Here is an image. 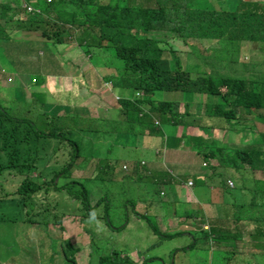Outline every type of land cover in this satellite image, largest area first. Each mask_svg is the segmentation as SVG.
Segmentation results:
<instances>
[{"label":"trees","instance_id":"obj_1","mask_svg":"<svg viewBox=\"0 0 264 264\" xmlns=\"http://www.w3.org/2000/svg\"><path fill=\"white\" fill-rule=\"evenodd\" d=\"M112 1L116 3L115 0L0 2V50L3 52L2 57L5 55L9 62L15 61L19 66L23 60H26L30 67L35 68L30 55L35 54L36 59L44 56V52L40 55L34 48L35 46L42 48L40 41L43 42L44 48L49 49L62 42L74 43V38H70V31L76 29L74 25L76 17L69 21L72 23L70 25L66 21H61L64 14L60 10L68 3L80 10L78 16L82 19L80 25L84 27V32L87 30L86 22L89 19L90 23L99 29L96 33L97 47L105 53V48H113L116 58L122 61V70L130 72L131 79L127 77L121 86L115 83L113 76L109 74L101 76L100 85L111 81L121 89L127 85L128 80H131L130 84L134 90L133 96L128 98L119 96L114 101L122 111L118 116L119 120L106 119L101 111H97L96 118L80 117L73 112L60 116L56 111L57 106H41L40 110L34 113L36 110L34 100L26 93L25 87L32 86L34 82L36 84V81L28 80L27 77L25 84L21 85L22 87L18 86V82L23 80L19 81L15 72L8 74L11 77L7 79L5 69L0 67V231L4 229L6 235H11L12 229L15 228L11 224L16 223L21 224L19 227L37 223L44 224V227L51 224L59 226L61 217L66 215L80 218L81 222L104 220V224L110 227L109 211L114 200L111 198L114 197L113 192L117 199L126 197L120 188L115 191L112 184L119 187L120 183L130 178L136 183L141 198L136 195L128 196L135 199H126L123 207L125 213L132 210L137 216L139 209L146 208L148 203L146 195L149 189L143 188L140 184L146 185L147 181L152 180L153 163L147 167L146 161L138 157L133 158L128 165L126 154L121 151L131 150L128 148L129 139L135 146L145 142V149L154 150L156 153L162 151L166 136L163 131L160 135L155 134L158 127L167 126L161 124L164 123L162 121L173 123L172 125L177 122L182 123L177 139L179 149H182L180 144L186 145V141H182L184 126L191 121L196 124L192 136L201 139L199 140L201 144L197 145L196 149L205 160L203 166L210 169L207 172L209 178L215 176L214 169H225L228 173L224 184L222 182L217 184L218 186H213L215 190L213 193L233 198L229 203L233 208L229 223L236 234L225 228L224 218L217 217L215 213V216L204 221L213 227L208 226L199 233L204 236L206 243L213 241V248L222 249V254L226 255L225 259L228 261L230 257L235 259L237 253H248L244 257L245 260L232 264H264V241H261L264 240V178L255 179L253 176L257 172L264 173V128L261 129L264 126L262 114L264 113V3L258 0H218L217 3H214L215 0H126L132 5H128L127 11L117 14L119 12L116 8L114 9L116 13L112 12L109 4ZM22 3L30 5L32 10L26 12L21 6ZM116 4L120 7L118 2ZM36 10H39V13ZM51 14L54 18L49 16ZM12 20L27 21L35 25V31L40 32L39 37L33 34L34 37L30 38L35 40V46L32 44L33 41L28 42L30 39L26 38V31L15 29L7 31V23ZM167 30L178 33L184 39L183 41L180 38L181 41L188 44L195 60L189 67L186 68L182 64L180 52L175 47H169L165 33ZM52 35H56L57 38L52 39ZM188 38L206 41L209 46L202 50L197 44L185 41ZM242 42L257 48V54L262 57L261 62L237 64ZM22 43H25L24 46ZM21 45L23 51L20 50ZM84 53L82 52L80 56L88 61L91 58L89 50ZM214 62L219 65L225 63L223 66L230 67V74L218 76L215 80L213 78L215 70L207 68ZM73 65H77L75 60ZM201 65L204 68L203 74L196 77L197 72H200L198 67ZM13 79L15 82L11 85ZM7 82L9 84H6ZM5 90H8L7 95ZM102 91L101 89L98 94L101 95ZM139 91L144 92L142 96L136 95ZM107 93H105L106 97L111 98L109 91ZM161 93L188 94L192 97L188 102L189 109L192 107L196 109V117L199 121L203 117L212 119L214 128L206 129L200 122L201 128H199L197 118L189 109L187 112L185 110L184 114H179L176 101L161 98L162 101L157 103L158 100L154 99V96L158 97ZM31 94L39 96L36 91H32ZM200 95H206L211 100L216 98L221 103L210 105L207 102L196 106ZM153 99L154 102H151ZM100 103L103 106L107 105L102 101ZM154 103L155 105H152ZM201 110L204 111L200 115ZM239 119L248 122L244 127L248 132L240 136V139L230 135L232 131L230 132L228 127V122L238 124ZM202 129H206V133H203ZM96 134L106 138L114 135L116 137L118 134V137L122 136L125 139V146L117 144L120 150L116 151L110 161L103 162L96 158L98 172L94 177L84 180L95 182L100 188L101 195L93 205L90 203L92 193L86 188L85 182L73 179L72 176L79 168L77 159L83 158L85 162L91 160L92 157L82 156L81 150L87 141L93 146L98 143L90 140ZM143 134L146 135L144 141L141 140ZM155 137L157 141L152 145V139ZM103 142L112 145L109 140ZM217 143H221L223 147L214 148V144ZM236 147H241L242 150ZM186 149L185 152H188V147ZM225 149L231 152L235 150L232 153L233 161L228 160L227 156L224 157ZM82 166L80 168L85 167ZM123 172L127 177L120 179ZM162 179L163 177H159L149 185L160 188L159 183ZM231 180H235L240 186L229 188L228 184ZM192 183L194 184V182H191V185L187 184L192 186ZM230 190L236 191L233 193ZM152 203L154 204L155 201L151 200L149 206ZM117 212L122 213L120 209ZM240 220L252 223L253 227L249 228L246 225L248 229L245 230L241 224H236ZM210 231L216 234L212 235ZM242 238L248 241L245 243ZM46 248L47 257L42 263L53 264L52 259L55 255L52 256L53 248L59 251L57 257H60L65 264H77L75 254L78 249L73 247L70 241L50 239ZM33 259L29 262H10L29 264ZM88 264L137 263L114 251L97 259L92 255Z\"/></svg>","mask_w":264,"mask_h":264},{"label":"rangeland","instance_id":"obj_2","mask_svg":"<svg viewBox=\"0 0 264 264\" xmlns=\"http://www.w3.org/2000/svg\"><path fill=\"white\" fill-rule=\"evenodd\" d=\"M4 1L5 0H0V2ZM115 1L120 4V7H118L117 4L110 6L112 8V12L114 13H116L114 10L116 8V10L119 12L117 14L127 11L128 5H132L126 0ZM258 1L264 3V0ZM217 2L218 0L214 1V3ZM24 5L25 4L22 3V8H24ZM60 12L64 14V17L61 19V21L68 22V25L72 24L69 23V21L76 17L74 23L76 29H72L70 31V38H74V43L62 42L61 44L54 45L49 49L44 48L43 42L40 41L42 43V48L35 46V40L33 38L30 39L31 37H34L33 34L38 37L40 36V32L35 31V25L33 23H28L27 21L12 20L7 23V31H12V29L26 31V38L30 39L28 42L33 41L32 44L35 46L34 48L39 51L40 55L42 52H44V56L36 59L35 54L30 55L32 63L35 65V69L32 66L30 67L29 62L26 60H23L19 66L15 61L9 62L5 55L2 57L3 52L0 50V67L5 69L7 79L11 77L8 74H14L12 72H15L19 81L20 78L26 81L27 77L28 80L31 79L36 81V84L34 82L32 83V86L25 87L26 93L30 94L34 100V106H36L34 113L38 112L41 106H57L58 111L61 112L62 115H69L73 112L80 117L89 116L91 118H96L98 116L97 111H101L105 115L106 119L119 120L118 116L120 113H122V111L119 105L117 106V103L114 101L118 99L119 96L128 98L129 96L134 95V90H132L130 84L131 80H128L127 85L121 89L116 87L114 90H109L111 98L106 97L108 91L105 89L103 92L107 94L102 93L100 95L95 91H97V88L100 85L102 80L101 76L109 74L110 76H113V81L121 86V84L126 81L127 77L131 79L130 72L122 70V61L116 58V53L114 52L113 48H105V53L103 50L97 47L98 41L96 40V33H98L97 31L99 29H96L95 25L90 23V19L86 22L87 30L85 32L83 31L84 27L80 25V23H82V19L78 16L80 12L79 9L74 8V6H71L67 3L62 7ZM49 16L54 18L53 14ZM20 17H22V14H20ZM165 33L167 35L166 40L168 41L169 47H175V49L180 52L182 64L185 65L186 68L191 65L190 63L195 62L193 59L194 56L190 53V48L187 46L188 44L186 45L181 41L183 38H181L178 33H173L169 30L165 31ZM51 38L55 40L57 36L52 35ZM185 41L197 44L202 50L209 46V44L203 40L199 41L188 38ZM24 44L25 43H22L23 46ZM47 44L50 45V43ZM22 45L20 48L21 51H23ZM102 46L104 45L102 44ZM256 49L257 48L251 47V44L242 42L237 64L250 63L251 61H257V63L261 62L262 57L260 54H257ZM87 50H89L91 55V58L88 61L83 56H80L82 55V52H86ZM77 55L79 56L76 57ZM74 60L76 61L77 65H73ZM224 64L225 63H221L219 65L217 62H214L211 66L207 67L209 70H215L213 75L215 80H217L218 76L220 77L221 75L230 74V67L228 68L227 66H223ZM198 68L200 69V72H197L196 77L199 74H203L204 70L202 65ZM34 69L35 71L31 73V71ZM63 73L67 74V76L69 75L70 78L80 75L79 80L82 79V83L77 89H72L73 84L68 83V81L65 79L64 81L68 85L63 87L62 92L64 95L63 93L59 92L60 89L57 88V86L49 85L50 80L55 81L57 79L55 76ZM13 82H15V79L12 80L11 85H14ZM6 84H9V82ZM22 84L23 82L20 81L17 85L21 86ZM74 86L75 88L77 87L75 84ZM32 91L38 92L39 96H33L31 94ZM7 92L8 90H5V95H7ZM119 92H121L120 95ZM161 98H166V100L169 101H176V103H178L177 112L179 110V114H184L185 110L187 112L189 109L188 102L192 97H190L188 94L183 95L181 93H161L158 97L154 96V99L158 100L157 103L162 101ZM154 99L151 102H154ZM101 101L105 105L107 103L108 106H103L100 103ZM207 102H209L210 105L221 103L216 98H212L211 100L208 99L206 95H200L197 99V104H194L198 106L200 104H207ZM152 105H155V103ZM189 111L195 118H197V125L199 128H201L199 126V122L203 124L206 129L214 128L212 119L210 120L203 117L202 120L199 121L198 117H196V109L192 107L189 109ZM203 111L204 110L200 111V115L203 113ZM262 114L264 115L263 112ZM32 116H34L33 113ZM185 116L184 118H186ZM187 118L189 117L187 116ZM217 120L221 121L220 119ZM162 122L164 123L161 124H167V126L164 127L162 125L160 128L158 127L155 132V134L160 135V132L163 131L164 135L166 136L162 151L156 153L154 150L145 149V142H142V144L139 146H135L131 139L128 140V148L131 150L128 152L127 149L121 151L122 153L124 151L126 154V161L128 165L133 158L138 157L143 158L146 161L147 167L153 163L152 180L147 181L146 185L140 184V186L149 189L148 194H142H147L146 196L148 197V203H151V200H154V204L152 203V205L149 206L147 203L146 208L139 209L137 216L132 213V210L125 213V206L123 203H126V199H135L133 197L128 198V196L136 195L141 198L140 192L137 191L136 183L130 180V178L122 184L120 183L119 187L118 185L112 184L115 188V191L120 188L122 191H124V194L127 198L123 197L117 199L115 197V192H113L114 197L109 196L114 199L111 204V211H109V221L111 223L110 227L104 224V220L97 219L96 221L92 222H81L79 221L80 218L73 217L72 215H63L64 217H61V223L59 226L51 224L47 227H44V224L40 225L37 223L19 227L21 225L20 223L11 224V226L15 227L12 229L11 235H6L4 229L3 231H0V264H15V262L10 261H17L19 263L29 262L30 259L33 258L34 259L29 264H44L42 263V260L46 259L47 257L48 251L46 247L50 239L70 241L73 247L78 249L77 253L75 254V260L77 264H88L92 258V255L94 259H97L99 256L109 255L114 251L118 252L122 257H129L137 264H228V262L229 264H232L245 260L246 258L244 257L248 253H237L235 259L230 257L228 258V261L225 259L226 255L222 254V249L213 248V241L207 245L204 240V236L202 237L201 235L203 228H207L208 226L211 228L213 227L211 224L204 222V217L214 213L215 215H219V217H223L225 221V228L230 229L232 233L236 234L233 226H231L229 223L230 215L233 213V208L230 207L229 203L233 200V198L226 197L225 195L214 196L217 194L210 193L206 199H214L212 200L214 202L211 204L206 203L200 198V192L205 193L212 186H216L222 182L224 184L228 175L227 171L225 169H214L215 176L212 179L209 178L207 172H209L210 169L203 166L202 163L205 160L201 158L199 150L196 149V146L201 144V142H199L201 139L197 137L194 138L192 136V132L196 124L191 121H188L186 126H184L185 131L182 141H186V145L182 146L184 143H181L180 146L183 150H179L184 153V158H186L185 161L188 167L180 169L181 167H178L175 161L176 157L174 156V152L177 148H179L177 139L180 133L179 127H181L182 123L177 122L175 125H172L173 123L171 124L165 121ZM246 125H248L246 120L239 119L238 124H232L228 122L230 132L232 131L230 135L240 139V136L243 134L245 135L246 132H248V130L244 128ZM263 128L264 126L261 127V129ZM206 129H202L203 133H206ZM145 137L146 135L143 134L141 136V140L144 141ZM90 140L92 142L97 141L98 143L93 146L92 143L87 141L85 145L82 146L81 155L92 158L87 162H85L83 158L77 159L76 163L79 164V168L75 170L72 176L73 179L84 181L94 177L98 172L97 159H101L103 162L105 160L110 161L111 157L115 155L116 151L120 150V147H117V144L125 146V139L122 138V136L118 137V134L116 137L114 135V137L109 136L107 138L99 137L96 134L92 136ZM107 140H109L112 145H108L107 143L103 142ZM154 141H157L156 137L152 139V145ZM229 145L234 146L232 144ZM186 147H188V152H185L187 151ZM218 147L223 146L221 143L214 144V148ZM236 148L242 150L241 147ZM233 152L225 149L224 157L227 156L228 160L233 161ZM241 158L242 155L239 157V163ZM123 160H125L124 157ZM81 165H85V167L80 168ZM179 165L183 164L179 163ZM38 166L40 167L41 164L39 163ZM119 169L120 172H122L120 164ZM143 169L145 170V168ZM116 170H118L117 166ZM170 172H172V174ZM250 176L251 180L253 181L254 178H264V173L257 172L253 175L254 178L252 174ZM125 177L127 176L123 172V174L120 175V179ZM159 177H163V179L165 178V180H168L169 183L170 180H172L177 189L178 197L182 199L174 197L170 199L168 198V192L172 187L166 182L162 183V189L167 195L166 197L159 196L161 188L158 186L156 187L149 185L153 180H157ZM188 181L194 182V186L191 188L192 196L189 193L182 191V189L184 190V188H187L186 185ZM84 182L86 188L92 193V195H90V203L94 205L101 195L100 188L95 182ZM125 183L127 184L125 185ZM228 186L229 188H235L239 187L240 185L237 184L235 180H231ZM126 190L131 194H129ZM112 191L110 192L112 193ZM235 191L236 190H230V192L233 193ZM237 193H239L238 190ZM195 197H198L200 201L205 202L206 204L201 205ZM193 198V201L185 200ZM224 199L225 201L223 202ZM126 208L129 209L127 206ZM99 209L100 208H97V210ZM119 209L122 212L121 214L117 212ZM97 213H100V211H97ZM211 217L212 216L209 218ZM180 218H183L180 222L194 225V230H190L187 233V231L177 229L175 224H178V220H180ZM236 224H241L245 230L248 229L246 225H248L249 228L253 227L252 223H249L245 220L242 222H236ZM198 226H200L201 229L198 230ZM217 230L223 231L220 229ZM199 231L201 233H199ZM209 233L212 235L216 234L212 231ZM242 239L245 243L248 241L246 238ZM238 244L241 245V243ZM43 246L44 249L42 250ZM52 251V256L55 254L52 259L54 260L53 264H65L60 257H57V255L59 256V251L53 248Z\"/></svg>","mask_w":264,"mask_h":264},{"label":"crops","instance_id":"obj_3","mask_svg":"<svg viewBox=\"0 0 264 264\" xmlns=\"http://www.w3.org/2000/svg\"><path fill=\"white\" fill-rule=\"evenodd\" d=\"M57 79L55 80V81H53V80H50V82H49V85H51V86H57V88H59L60 89V93H63L62 92V90H63V87H65V85L67 86L68 84H66V82L64 81L65 79L68 81V83H70V84H73L72 85V89H77L79 86H80V84L82 83V79L81 80H79V78H80V75H78V76H76V77H73V78H70V76L68 75L67 76V74H65V73H63V74H59V75H57V77H56ZM74 84L77 86L76 88H75V86H74ZM24 85V84H23ZM104 88H106L105 90H107V91H111V90H114L113 88H111V86H110V84H106V83H104V84H102V85H100V86H98V88H97V91H95V92H99L101 89L104 91ZM102 91V93L103 94H105V92H103ZM101 93V94H102ZM64 94V93H63ZM57 109V108H56ZM57 112H58V115H62L61 114V112H59L58 111V109H57ZM179 130L181 131V127H179ZM148 140V139H147ZM180 149L179 148H177L176 149V151L174 152V156L176 157V163H177V166L178 167H181L180 169H184L185 167H188V165H186V158H184V153L183 152H181V151H179ZM181 152V153H180ZM187 157H188V153H187ZM172 158V157H171ZM179 163H181V164H183V165H179ZM150 165H152V163L150 164ZM149 165V166H150ZM172 174V173H171ZM162 181V182H161ZM160 181V183H159V186H160V188H161V190H160V193L159 194H161L162 192H163V190H162V183H164V182H166V183H168L169 185H171V190H169V192H168V198L170 199V198H178V199H182V198H180V197H178V195H177V189H176V187H175V185L173 184V182H172V180H170V183L168 182V180H165V178L163 179V180H161ZM188 182H192V181H188ZM187 186V188H184V190L182 189V191L183 192H187V193H189L191 196H192V194H191V188L194 186V184H192V186H189L188 184L186 185ZM215 190L213 189V186L211 187V188H209L208 189V191L207 192H205V193H201L200 192V198H201V200H204L206 203H209V204H211V203H213L214 201H212V200H214V199H211V200H208V199H206L207 197H208V195L210 194V193H213ZM166 193H164V195L163 196H165L166 197ZM214 196H218V195H214ZM213 196V197H214ZM197 200H198V202L201 204V205H203V204H206L205 202H202V201H200L199 199H198V197H195ZM185 200H187V201H193L194 200V198L193 199H185ZM216 202V201H215ZM187 204V203H186ZM203 215V214H202ZM210 216H215L214 214L213 215H209V216H207V217H204V216H202V217H204L205 219H208ZM217 217H219V215H216ZM182 219L183 218H180V220H178V224H175V227L177 228V229H181L182 231H187V233H188V231H190V230H194L193 229V226L194 225H189V224H186L185 222H180V221H182ZM198 221V220H197ZM201 221L203 222V220L201 219ZM180 224H181V227H180ZM204 226H206V225H204ZM203 226V227H204ZM195 227V226H194ZM202 227V228H203ZM199 229H201V227L200 226H198V230ZM203 229H207V228H203ZM197 230V229H196ZM200 232V231H199ZM190 234V233H189ZM207 245H209V243H206Z\"/></svg>","mask_w":264,"mask_h":264},{"label":"clouds","instance_id":"obj_4","mask_svg":"<svg viewBox=\"0 0 264 264\" xmlns=\"http://www.w3.org/2000/svg\"><path fill=\"white\" fill-rule=\"evenodd\" d=\"M116 3H117V2H116ZM116 3H114L113 1H112V2H109L110 5H115ZM28 7L30 8V10H28ZM24 8H26V12H30V11L32 10V8H31L30 5H29V6L24 5ZM36 12L39 13V10H36ZM83 54H85V53L83 52ZM55 77H57V75H56ZM20 79H21V78H20ZM22 82H23V84H25L26 81L23 80ZM105 83H106V84H110L111 88L116 89V86L113 85L111 81H107V82H105ZM23 84H22V85H23ZM143 93H144V92L139 91V92L136 93V95H138V96H142ZM57 109H58V107H57ZM57 109H56V111H57ZM64 115H65V114H63L62 116H64ZM187 183H189V182H187ZM162 190H163V189H162ZM159 193H160V192H159ZM163 195H164V192H162L161 194H159V196H163ZM239 222H242V221L240 220Z\"/></svg>","mask_w":264,"mask_h":264},{"label":"built area","instance_id":"obj_5","mask_svg":"<svg viewBox=\"0 0 264 264\" xmlns=\"http://www.w3.org/2000/svg\"><path fill=\"white\" fill-rule=\"evenodd\" d=\"M28 10H30V8L28 7ZM189 185H191V182L188 183Z\"/></svg>","mask_w":264,"mask_h":264}]
</instances>
